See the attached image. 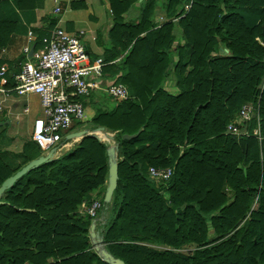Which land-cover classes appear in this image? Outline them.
Listing matches in <instances>:
<instances>
[{"label":"trees","instance_id":"trees-1","mask_svg":"<svg viewBox=\"0 0 264 264\" xmlns=\"http://www.w3.org/2000/svg\"><path fill=\"white\" fill-rule=\"evenodd\" d=\"M106 1L103 61L118 60L107 72L129 99L107 97L91 119L88 131L101 128L106 141L83 137L3 193L0 264H105L89 241L93 220L124 264H264V0ZM246 103L258 105L260 140L254 120L247 135L226 133ZM110 144L118 179L104 204ZM40 156L30 141L15 163L0 158V185ZM149 168L172 174L158 185ZM93 197L97 217L79 215ZM186 245L190 255L177 252Z\"/></svg>","mask_w":264,"mask_h":264},{"label":"crops","instance_id":"crops-1","mask_svg":"<svg viewBox=\"0 0 264 264\" xmlns=\"http://www.w3.org/2000/svg\"><path fill=\"white\" fill-rule=\"evenodd\" d=\"M26 1L32 8L18 9L13 0H0V67H4L6 71L0 79V89L9 90L13 86V76L19 67L31 60L32 53L40 51L47 44L55 29H62L81 40L89 61L106 57L105 47H109L107 32L112 25V16L106 0ZM158 2L160 6L161 0ZM56 8L58 12H55ZM156 11L157 25L159 18L167 22L161 8L157 7ZM130 16L134 17L135 14L131 12ZM25 47L28 48L26 54L23 52ZM117 64L118 60L105 63L103 85L113 83L117 76L114 77L107 70ZM102 98L107 96L99 92L81 102L84 121L81 124L77 123L78 125L74 124L66 135L91 127L90 121L96 111H106L107 105ZM40 115L41 109L36 95L17 96L15 93H0V158L8 163L16 160L14 157H17L24 145L30 142L34 120ZM66 135L54 148L56 150L52 155L53 160L72 149L71 144L74 142L64 141ZM96 198L98 197L94 199ZM95 231L99 234L96 226Z\"/></svg>","mask_w":264,"mask_h":264},{"label":"built area","instance_id":"built-area-1","mask_svg":"<svg viewBox=\"0 0 264 264\" xmlns=\"http://www.w3.org/2000/svg\"><path fill=\"white\" fill-rule=\"evenodd\" d=\"M189 6H184L188 10ZM58 12V9H55ZM165 23L159 18L158 24ZM30 36V34H29ZM24 54L28 48L23 49ZM103 59L89 61L81 40L55 29L47 44L38 52L32 53L31 60L22 64L13 76V86L9 90L0 89L1 94L15 93L17 96L33 94L38 98L41 115L34 120L30 141L35 143L43 155L58 145L74 124L84 121L82 99L102 92L113 100L129 99L127 90L119 84L103 85ZM6 73L0 67V79ZM256 121L253 135L260 140L258 105L243 104L234 120L227 125L226 133L233 136L247 135L246 126ZM171 169L149 168L147 176L155 184L161 185L171 177ZM101 208L100 199L88 205H80L78 214L94 219Z\"/></svg>","mask_w":264,"mask_h":264},{"label":"water","instance_id":"water-1","mask_svg":"<svg viewBox=\"0 0 264 264\" xmlns=\"http://www.w3.org/2000/svg\"><path fill=\"white\" fill-rule=\"evenodd\" d=\"M141 0H139L140 2ZM261 45L264 46V28H262L261 31ZM227 52L226 50H224ZM102 129L97 128L91 133L84 129L81 131H77L75 133H71L69 135H66L64 137V141H71L75 139H82L85 136H90V135H96V133H101ZM134 138V136H123L122 139L124 140H130ZM109 141H112V138H108ZM56 149H51L47 154L42 155L38 157L35 160H32L28 162L25 166H23L19 171H17L15 174H13L11 177L7 178L2 182L0 185V199L3 195V193L11 188L13 184L21 178L23 175L28 173L29 171L38 168L39 166L50 163L53 161L52 155L54 154ZM106 156H107V179H106V184L104 188V193H103V203L108 204L111 201L113 192L116 188L117 185V163H118V145L117 144H111L107 149H106ZM1 203V202H0ZM95 220H93L90 224L89 230H88V236H89V241L91 244L92 249L94 252L98 255V257L101 259L102 262L105 264H124L121 260L113 258L104 248L103 244V239L102 236L99 235L95 231Z\"/></svg>","mask_w":264,"mask_h":264},{"label":"rangeland","instance_id":"rangeland-1","mask_svg":"<svg viewBox=\"0 0 264 264\" xmlns=\"http://www.w3.org/2000/svg\"><path fill=\"white\" fill-rule=\"evenodd\" d=\"M261 43V42H260ZM168 86H169V84H167ZM170 88H172L171 86H169ZM174 89V88H173ZM102 100L104 101V103H111L112 101L110 100V99H108V98H102ZM81 102H85L84 101V99L83 100H81ZM88 125V124H87ZM82 130H84V129H82ZM96 135L97 136H99L102 140H104V141H106L107 139H106V137L104 136V135H102V134H100V133H96ZM235 137H238V136H235ZM74 143L73 144H71V150H73L78 144V142L80 141V138L79 139H75V140H72ZM111 145V144H110ZM70 150V151H71ZM92 201V200H91ZM80 208V207H79ZM78 208V209H79ZM77 212H79L78 210H77ZM157 249H159V248H157ZM192 251H193V246H191V245H186V246H183L180 250H178L177 252L178 253H181V254H183V255H190L191 253H192Z\"/></svg>","mask_w":264,"mask_h":264}]
</instances>
